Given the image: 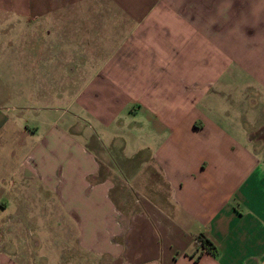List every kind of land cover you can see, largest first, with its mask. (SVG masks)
<instances>
[{"label": "crops", "instance_id": "crops-1", "mask_svg": "<svg viewBox=\"0 0 264 264\" xmlns=\"http://www.w3.org/2000/svg\"><path fill=\"white\" fill-rule=\"evenodd\" d=\"M3 7L37 22L33 42L49 65L96 70L75 101L90 112L84 100L96 102L97 120L132 102L127 113L144 123L131 129L159 136L144 147L166 194L116 206L104 184L87 180L90 166L71 161L67 176L56 168L59 144L78 155L82 143L55 123L40 135L36 123L15 126L24 114L1 115L0 133L16 132L22 144L0 143L20 154L13 163L0 155V264H264V156L243 126L236 135L211 115L231 101L220 89L240 73L264 90V0H0ZM249 95L236 101L249 107L259 99ZM227 108L217 115L226 119ZM198 235L214 256L196 246Z\"/></svg>", "mask_w": 264, "mask_h": 264}, {"label": "rangeland", "instance_id": "rangeland-1", "mask_svg": "<svg viewBox=\"0 0 264 264\" xmlns=\"http://www.w3.org/2000/svg\"><path fill=\"white\" fill-rule=\"evenodd\" d=\"M8 7L11 8V5ZM47 25L46 28H49ZM37 26V22L32 20L18 19L12 9L8 10L6 7L0 9V116L24 114L23 118L15 120V126L23 121L30 125L36 123L41 128L40 135L49 123H55L64 131L62 135H68L82 143L77 144L80 151L78 155L69 144H59L55 158L56 168L61 169L64 176H67L71 161L78 162L81 165L79 168L90 166L93 172L87 180L104 184L108 189L106 192L108 198L113 203L115 198L116 206L126 204V207H129L131 203L139 206L137 202L140 196L144 198L154 195L163 199L166 194L165 187L148 159V152L144 147V144L156 143L159 136L131 129L136 126V121L144 123L143 118L135 119L132 114L127 113L132 102H121L122 109L118 115L114 119H107L105 124L92 116V112L98 109L96 102L84 100V103L93 106L92 112L79 105L75 99L87 85L91 84L90 76L96 70L60 68L54 63L49 65L47 62L49 54L39 52L33 42L36 38L32 37V31L37 29ZM3 31L7 32L1 33ZM25 31L30 35L24 36ZM80 55L67 53L66 57L74 56L75 60L83 62ZM84 57L88 59L87 56ZM84 71L86 76L83 79L79 78L78 74ZM233 82L234 85L222 86L220 89L231 100L226 102L229 108L218 101V106L214 105V112L211 115L236 135L243 126L250 141L252 139L256 144L254 149L264 156V98L262 91L258 90L261 88L259 81L252 73H240ZM124 83L129 89L133 88L130 86L132 83H129V77ZM249 92L251 95L257 94L259 99L249 101V107L246 102L239 105V101H236L239 95L246 93L250 97ZM87 96L84 94L82 97ZM225 107L230 115L226 119L217 115L226 110ZM258 139L260 141L256 143ZM0 143L22 144V140L16 132L5 133L3 129L0 133ZM1 151H6L0 155L10 159L11 163L20 156L17 152L13 157L7 149ZM23 151L22 156L32 150Z\"/></svg>", "mask_w": 264, "mask_h": 264}, {"label": "trees", "instance_id": "trees-1", "mask_svg": "<svg viewBox=\"0 0 264 264\" xmlns=\"http://www.w3.org/2000/svg\"><path fill=\"white\" fill-rule=\"evenodd\" d=\"M195 244L196 246H200L202 250L206 251L210 255H215L216 254V248L210 242L207 238H204L202 235H198L195 238Z\"/></svg>", "mask_w": 264, "mask_h": 264}]
</instances>
